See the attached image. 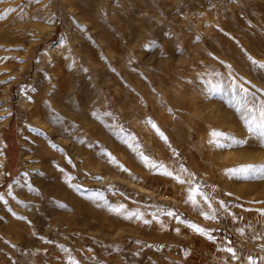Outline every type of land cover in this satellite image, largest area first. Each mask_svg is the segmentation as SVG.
<instances>
[{"label":"rangeland","instance_id":"1","mask_svg":"<svg viewBox=\"0 0 264 264\" xmlns=\"http://www.w3.org/2000/svg\"><path fill=\"white\" fill-rule=\"evenodd\" d=\"M0 17V264H264L241 92L264 102V0H0Z\"/></svg>","mask_w":264,"mask_h":264},{"label":"bare ground","instance_id":"2","mask_svg":"<svg viewBox=\"0 0 264 264\" xmlns=\"http://www.w3.org/2000/svg\"><path fill=\"white\" fill-rule=\"evenodd\" d=\"M260 46V45H259ZM258 52V54H264V52H263V50H260V51H257ZM67 78V77H66ZM58 81V80H57ZM58 83V82H57ZM60 84V83H59ZM57 86V88H58V85H56ZM56 86H55V88H56ZM53 90V89H52ZM58 89H56V91H57ZM54 91V90H53ZM48 92H50L49 90H48ZM38 93V92H37ZM54 93H56L55 91H54ZM44 96L45 97H48V95H47V93H45L44 94ZM51 101V100H50ZM51 104H53V103H51ZM41 105V104H40ZM35 108V107H34ZM57 108V107H56ZM58 110H59V108H57ZM58 110H57V112H58ZM34 111H35V109H34ZM53 111H55V110H53ZM54 114V113H53ZM60 114H62V113H60ZM43 115H41V117H42ZM47 116V118L48 119H43L46 123H47V126H46V128L44 129H40L41 130V132H42V134L44 135V136H48L49 134H51L50 133V130H51V127H52V125H55V126H57L58 128H54L53 130H56V131H60V125H59V122H58V119H56V116L55 115H50V113H48V115H46ZM58 116V115H57ZM59 117V116H58ZM76 117V122H77V126L78 127H80V129H81V122H82V120L80 119V117L79 116H75ZM3 121V120H2ZM48 122H49V124H48ZM65 122V121H64ZM69 122V121H68ZM45 123V124H46ZM45 127V126H44ZM64 129V128H63ZM31 133V132H30ZM28 134V133H27ZM30 135V139L32 140V141H38L39 140V142H40V145H39V149L40 150H42V152L41 153H39L40 154V156H41V158H42V163L43 162H45V164H46V162L48 163V164H46V166H48V167H50V165L49 164H54V165H56L57 167H60L61 165H64V163H65V167H66V171H68V170H70L71 169V166H70V164H68L67 162V160H66V157L64 156V155H61L59 152H57L56 150H54L51 146H50V138H47V140L46 139H44V138H37V137H33L31 134H29ZM52 136V135H51ZM65 136V135H64ZM75 136V135H74ZM71 138V137H70ZM52 139V138H51ZM61 139V137H58L56 140L57 141H59V142H61L62 143V141L60 140ZM247 142H248V144L247 145H250V140H247ZM63 143H65V142H63ZM68 144V143H67ZM2 147V146H1ZM1 147H0V151H1ZM71 147V146H70ZM66 148V147H65ZM64 148V149H65ZM246 149V148H245ZM250 149V148H249ZM64 151V150H63ZM68 151V150H67ZM74 152V151H73ZM73 152H72V154H73ZM243 153H248L249 154V150L248 149H246L245 150V152L243 151ZM25 154V153H24ZM38 154V153H37ZM26 155V154H25ZM76 155H77V153H76ZM26 157V156H25ZM5 159H6V153L5 152H3L2 153V156L0 157V165H1V171H0V181L2 182V181H4L5 179H6V177H7V175L6 174H4V169H3V167H4V164H5ZM75 159V158H74ZM82 160V159H81ZM67 161V162H66ZM26 163L28 162V161H25ZM73 163H74V161H73ZM84 165V164H83ZM85 167V166H84ZM81 168H83V167H81ZM77 169V168H76ZM75 170V169H74ZM75 174V173H74ZM26 175V173L24 174V176ZM24 176H23V173H21V174H19L18 176H17V178H16V180H15V182L12 184V186L11 187H9V191L10 190H12V188L15 186H17V188H18V186L20 187V186H22L23 185V183L24 182H22V181H24V179H26V180H29V181H26V183H31L30 182V177L29 176H27L26 175V177L24 178ZM67 176V174H64L63 175V177L65 178ZM37 182V181H36ZM29 183H28V185H29ZM25 188V187H24ZM25 190V189H24ZM10 193V192H9ZM47 197V196H46ZM46 197H44V198H46ZM35 201V200H34ZM35 203V202H34ZM3 207V204H2V202H0V208H2Z\"/></svg>","mask_w":264,"mask_h":264},{"label":"snow or ice","instance_id":"3","mask_svg":"<svg viewBox=\"0 0 264 264\" xmlns=\"http://www.w3.org/2000/svg\"><path fill=\"white\" fill-rule=\"evenodd\" d=\"M0 18H3V17H0ZM252 63L254 65H256L257 68L264 69V64H259L258 62L254 61V60L252 61ZM241 92L244 93V97H242V101H243L242 106L246 109L247 113L249 114L248 116L245 117V123L248 125L249 128L256 130L258 135L260 136V138L262 140H264V102H261L259 108H256L255 97H253L252 101H248L247 96L249 95V93H248L247 89L241 88ZM250 103L252 105L251 107H249ZM257 112L259 113V119H257V117L255 115V113H257ZM149 123L152 124L151 121H149ZM152 127L157 131V133L159 135H161L162 138H164L163 134L159 132V129L156 127L155 124H152ZM210 135H211V137H213V139H210L209 143H215V138L220 137L223 134L216 132V131H213ZM237 142L239 143L242 141H237ZM250 170L251 169H242L241 171L242 172H248ZM261 171H264V166H262ZM166 174L172 175V173H170V172H168ZM177 180L179 183H182V184L185 183V181L180 180L178 177H177ZM197 196L203 197V193L200 192L199 186H195V187L190 188L189 193H188V201L193 203V204H196L197 203V200H196ZM2 199H3V197L0 196V200H2ZM204 199L206 200L207 198L205 197ZM113 211H115V210L113 209ZM171 214L172 213H169V215H171ZM261 214H264V212H262ZM205 218L206 219H215L216 217L205 215ZM192 227L195 231L201 232L203 234V230L200 229L198 226H192ZM226 251H228L233 256H235V253L231 248L226 249ZM249 264H253V261L251 260V258H249Z\"/></svg>","mask_w":264,"mask_h":264}]
</instances>
